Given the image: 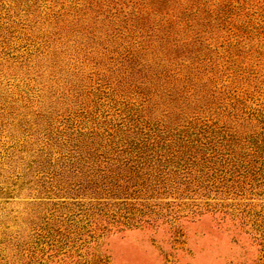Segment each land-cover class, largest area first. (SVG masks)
<instances>
[{
  "label": "rangeland",
  "instance_id": "374dc122",
  "mask_svg": "<svg viewBox=\"0 0 264 264\" xmlns=\"http://www.w3.org/2000/svg\"><path fill=\"white\" fill-rule=\"evenodd\" d=\"M96 1L0 0V264H264V0Z\"/></svg>",
  "mask_w": 264,
  "mask_h": 264
},
{
  "label": "trees",
  "instance_id": "16d2710c",
  "mask_svg": "<svg viewBox=\"0 0 264 264\" xmlns=\"http://www.w3.org/2000/svg\"><path fill=\"white\" fill-rule=\"evenodd\" d=\"M93 0H89V4L92 5ZM193 3L188 8H184V11L181 12V18L184 16H188L194 14L195 11H201L200 6L195 4L200 3L203 0H191ZM178 0H98L94 5L97 7L98 12H111L112 9H116L117 11H123L125 8L130 7V14H140L143 9L150 8L152 12H154L155 16H158L161 19L170 20L165 18L170 15V10L172 11L174 7H177ZM195 3V4H194ZM244 3L246 0H223L220 8L216 11L215 17L222 23L227 22L232 16L235 14L236 16L239 15V12L244 9ZM119 5V7L117 6ZM103 6H106L108 9H103ZM182 6V5H181ZM238 10V11H237ZM264 11V10H263ZM149 14V12H147ZM212 12H208L207 16L211 17ZM262 17L264 15L262 14ZM256 29V28H255ZM253 32V31H252ZM256 32L259 34V30L256 29ZM251 35H248V37ZM240 45V43H237ZM230 45V44H229ZM238 47V46H237ZM262 135V138L259 140V150L258 153L260 158L264 161V126L262 128V132L259 133ZM95 153V152H94ZM92 153V154H94ZM184 154H187V151H183ZM87 158H90V153H86ZM83 154L79 156V159H83ZM199 154L196 152L192 154V158H197ZM84 167V166H83Z\"/></svg>",
  "mask_w": 264,
  "mask_h": 264
}]
</instances>
